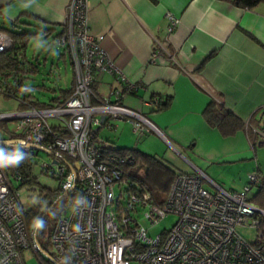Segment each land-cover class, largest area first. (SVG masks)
<instances>
[{
	"label": "built area",
	"instance_id": "1",
	"mask_svg": "<svg viewBox=\"0 0 264 264\" xmlns=\"http://www.w3.org/2000/svg\"><path fill=\"white\" fill-rule=\"evenodd\" d=\"M89 11L88 0H71L65 28L53 41L72 62V94L62 103L38 107L23 101L19 90L18 99L27 107L0 112V130L8 134L0 140H11L7 147L35 155L40 152L35 147L51 151V161L41 164L43 172L59 179L60 196H78L56 218L49 241H40L34 222L48 203L30 224L19 190L22 177L0 167V264H26L27 250L41 264H264L262 232L248 240L238 230L259 228L264 216L254 201V185L264 184L258 170L249 173L241 190H228L200 170L179 172L159 203L144 181L132 177L134 157L111 151L113 142L96 137L103 115L106 123L130 120L137 134L163 133L142 110L124 104L125 93L143 86L129 79L106 51L104 35L91 32ZM166 17L171 34L180 20L171 12ZM12 45V36L0 30V52ZM103 73L121 87L98 96L93 85ZM172 215L176 221L171 228L150 234Z\"/></svg>",
	"mask_w": 264,
	"mask_h": 264
},
{
	"label": "crops",
	"instance_id": "2",
	"mask_svg": "<svg viewBox=\"0 0 264 264\" xmlns=\"http://www.w3.org/2000/svg\"><path fill=\"white\" fill-rule=\"evenodd\" d=\"M88 1L91 32L104 35L102 45L106 51L129 79L143 86L136 93H125L124 104L142 110L163 133L159 135L174 143L176 150H188L192 165L187 166L189 171L200 170L209 176L211 165L206 160L233 164L251 160V151L241 149L240 143L247 147L248 140L252 146L256 142L264 144V2L243 8L234 0ZM70 2L0 0V25L41 31L43 37L52 36L54 41L65 28ZM168 12L180 20L171 34L167 30ZM47 50L41 60L36 58L44 66H48L52 55ZM214 51L215 55L206 60ZM59 57L64 58L62 53ZM52 68L47 72L42 67L38 75L49 77L55 73ZM114 87L121 85L103 73L97 76L93 90L103 96ZM156 98L158 103L150 102ZM212 100L243 119L246 131L224 136L211 126L204 110ZM116 121L118 124L108 121L107 125H132L127 119ZM100 129L98 139L116 145L114 138L100 137ZM244 131L249 132L248 139ZM206 141L225 142V146L205 151ZM247 165V180L242 179L240 186L232 184L228 189L223 182L219 185L228 190L242 189L251 169L263 172L258 160L256 166L252 162Z\"/></svg>",
	"mask_w": 264,
	"mask_h": 264
},
{
	"label": "rangeland",
	"instance_id": "3",
	"mask_svg": "<svg viewBox=\"0 0 264 264\" xmlns=\"http://www.w3.org/2000/svg\"><path fill=\"white\" fill-rule=\"evenodd\" d=\"M42 33V32H41ZM52 36L50 38L43 37V34H41L37 40H33L30 44L28 56L33 61H36L37 56L38 59L41 60V57L44 53H46L47 47V53L50 52L52 55H49V58L47 60L48 66L41 65L44 68L43 70H47V72L51 68V63L54 64L52 70L53 75L49 76L46 74H41L36 77L30 78L28 81V84H30L34 89V95L36 99H39L41 101H49L50 98L54 95L52 91L42 88V85H46L51 88H55L56 91H58L60 88H67L72 85L74 82V72L71 67V64L69 63V58L66 53L64 55L63 59H60V54L62 53L63 49L58 48L54 43L52 44L53 40L51 41ZM47 55V54H46ZM54 55H58L56 60L54 58ZM40 62V61H38ZM41 63V62H40ZM45 72V73H47ZM19 99L15 97H7L3 94H0V112H12L19 109ZM112 124H118L116 120L110 119L108 120ZM108 124V123H107ZM100 127V137L103 138H114L116 141L117 147L121 148H135L139 151L156 156L166 167L170 169L171 172L174 174L179 172H191L188 170L187 166L191 165V154L188 152L187 149L183 150H176L174 147L175 144L168 143L165 139H163L158 133L156 132H150L148 134H137L133 131L132 125L128 124L127 126H121L119 124L118 128H113V125H107ZM240 130H245L240 129ZM246 131V130H245ZM244 131V132H245ZM248 131L245 132L244 137L248 139L247 137ZM8 139V134L4 132L3 130H0V139ZM171 141V140H170ZM247 141V140H246ZM172 142V141H171ZM248 142V147L245 146L244 143H240L241 149L248 148L251 151V160H242L240 162H237L235 164L233 163H219L216 162L213 163L212 161H207V163H210L211 169H209V177L216 182L217 184H220V182H223L226 184V188H230L232 184H237V186H240L243 181L247 180L245 178L246 176V170H247V163L252 162L253 165L256 166V160H258L259 165L261 166L263 172H260L261 178L264 180V144H259V142H256L255 145L252 146L250 140ZM225 146V142H218L213 143L206 141V143L203 146V149L205 151L211 150L215 147H219L220 149ZM200 147V145H199ZM247 149V150H248ZM259 150L260 153L257 154L255 152ZM52 157L51 154L40 151L37 155L34 156V162L36 163L35 168V176L37 178L36 183L32 184H25L20 186V194H21V201L24 205V207L30 208L35 203H38L39 201V194L41 188L46 189H57L59 187L60 181L56 176H53L49 173H45L42 170L41 164L42 163H49L51 161ZM141 170L145 171L147 174V167L142 164ZM254 166V167H255ZM256 168V167H255ZM256 170V169H251ZM240 172V174L238 173ZM248 173V172H247ZM206 174V173H205ZM242 174V175H241ZM241 176V177H240ZM248 181H249V174H248ZM247 181V182H248ZM171 186L170 185L167 189L159 188L158 190V196H162L163 198H166L169 192ZM260 187L258 185H254L253 187V193L256 195L259 192ZM235 190V189H230ZM237 190H241L240 188ZM71 205V202L65 198L59 205H57L52 215L47 219L45 222L44 228L45 233L40 235V241L48 242L49 241V232L54 227L56 218L63 214L65 209H67ZM259 205V204H258ZM264 217V216H263ZM176 221L175 216H169L165 220L161 221L159 224H157L154 228L150 230L151 235H156L162 232L165 228L169 229L173 225V223ZM239 232L248 240H253L257 237V235L260 232V229L258 227H250V226H243L240 227ZM24 259L26 264H41L39 259L35 256V254L31 250H27L24 253Z\"/></svg>",
	"mask_w": 264,
	"mask_h": 264
},
{
	"label": "trees",
	"instance_id": "4",
	"mask_svg": "<svg viewBox=\"0 0 264 264\" xmlns=\"http://www.w3.org/2000/svg\"><path fill=\"white\" fill-rule=\"evenodd\" d=\"M261 2H264V0H234V3L237 6L243 8H252ZM0 30L7 31L13 38L12 47L9 50L0 52V94L7 97L18 98V91L23 90V101H29L31 104L38 107H47L64 102L72 94L74 90V82L70 87L60 88L59 94H55L57 92L55 88H51L43 84L42 88L54 92V95L49 101L36 99L33 90L34 88L28 84L30 78L36 77L42 72L40 67L41 63L31 60L28 56L31 42L38 39V37L42 34L41 31L32 32L25 29L13 30L10 27H3L1 25ZM47 30L49 31V29ZM60 34L61 33L56 35L55 38ZM215 53V51L210 53L206 57V60L214 56ZM62 55L64 56L66 53L62 52ZM26 107L27 105L25 103H19L20 109H25ZM204 117L211 126L218 128L224 136L233 135L245 127L243 119L215 100H212L205 108ZM3 126L7 128L6 123H3ZM95 133L96 137H98V132ZM0 149L4 150L5 155L11 154L15 151H20L25 154V159L19 166H8V170H10L13 174H18L22 177L23 182L20 186L37 182V178L34 173L36 168V163L34 162L35 154H31L23 150L11 149L2 143H0ZM111 151L122 155L128 154L134 157L136 162L132 168V177L144 181L152 191L157 202L161 203L164 201L165 198L158 196L157 189H167L170 182H172L175 174L171 172L168 167H166L156 156L145 154L135 148L116 147ZM64 163H69V159L67 157H65ZM142 164L147 167V174L145 171L141 170L140 167H142ZM140 172L141 174H139ZM60 194L59 187L54 190L41 188L38 203H35L30 208L26 209L25 217L31 224L39 214L44 203H48L47 210L38 218V220L43 224V226L39 228V235L45 233V222L52 215L54 208L65 198L73 203L78 196V192L68 193L55 205L52 210L48 212V209L53 205ZM254 201L264 209V184L260 186L259 192L254 197ZM259 229L264 236V217L261 218Z\"/></svg>",
	"mask_w": 264,
	"mask_h": 264
},
{
	"label": "clouds",
	"instance_id": "5",
	"mask_svg": "<svg viewBox=\"0 0 264 264\" xmlns=\"http://www.w3.org/2000/svg\"><path fill=\"white\" fill-rule=\"evenodd\" d=\"M107 123L105 120L104 125ZM24 159H25V154L23 152L15 151V152H12L11 154L5 155L4 150L0 149V167L19 166L24 161ZM42 226H43L42 222L40 221L34 222V227L39 228Z\"/></svg>",
	"mask_w": 264,
	"mask_h": 264
},
{
	"label": "water",
	"instance_id": "6",
	"mask_svg": "<svg viewBox=\"0 0 264 264\" xmlns=\"http://www.w3.org/2000/svg\"><path fill=\"white\" fill-rule=\"evenodd\" d=\"M105 118H106V116L105 115H103L102 116V118H101V123L103 124L104 122H105ZM95 132H98V129H95ZM10 142H11V140H0V143H2V144H5V145H9L10 144ZM35 149L36 150H40V151H44V152H47V153H49V154H53L51 151H48L47 149H45V148H43V147H35ZM67 193H64V194H62L59 198H57L56 200H55V202L53 203V205L48 209V212L50 211V210H52L54 207H55V205L66 195ZM38 229V228H37Z\"/></svg>",
	"mask_w": 264,
	"mask_h": 264
}]
</instances>
